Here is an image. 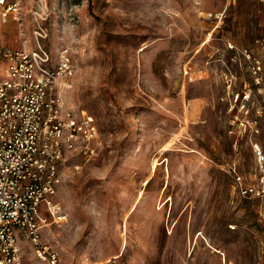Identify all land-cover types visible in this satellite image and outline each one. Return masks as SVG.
I'll list each match as a JSON object with an SVG mask.
<instances>
[{"label": "rangeland", "instance_id": "obj_1", "mask_svg": "<svg viewBox=\"0 0 264 264\" xmlns=\"http://www.w3.org/2000/svg\"><path fill=\"white\" fill-rule=\"evenodd\" d=\"M7 1L0 45L34 50L46 32L72 60L64 105L98 129L65 163L67 221L41 233L60 263L264 264L258 203L234 182L264 150V80L241 53L263 59L264 0Z\"/></svg>", "mask_w": 264, "mask_h": 264}, {"label": "built area", "instance_id": "obj_2", "mask_svg": "<svg viewBox=\"0 0 264 264\" xmlns=\"http://www.w3.org/2000/svg\"><path fill=\"white\" fill-rule=\"evenodd\" d=\"M0 9L17 10L7 0H0ZM46 38L39 29L34 50L0 45V264H26V247L36 264H61L58 254L41 242V233L67 221L57 200L65 163L70 156L87 153L98 135L85 112L64 105L62 97L74 75L72 60L66 50L53 57L42 44ZM256 46L263 59L251 50L241 53L254 85L260 87L264 39ZM256 115L264 120V95ZM251 124L256 129L257 121ZM252 151L253 178L246 183L236 175L234 182L240 197L258 203L264 222V150L255 143Z\"/></svg>", "mask_w": 264, "mask_h": 264}]
</instances>
